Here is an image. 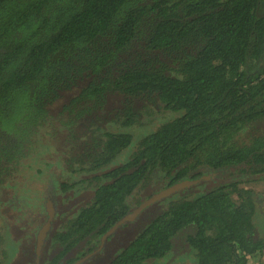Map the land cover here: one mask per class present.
<instances>
[{
	"label": "trees",
	"instance_id": "trees-1",
	"mask_svg": "<svg viewBox=\"0 0 264 264\" xmlns=\"http://www.w3.org/2000/svg\"><path fill=\"white\" fill-rule=\"evenodd\" d=\"M33 158L58 172L40 264H264V0H0L10 219ZM12 227L0 264H35Z\"/></svg>",
	"mask_w": 264,
	"mask_h": 264
},
{
	"label": "rangeland",
	"instance_id": "rangeland-1",
	"mask_svg": "<svg viewBox=\"0 0 264 264\" xmlns=\"http://www.w3.org/2000/svg\"><path fill=\"white\" fill-rule=\"evenodd\" d=\"M58 107H60L59 102H55L47 106V111L50 115H53L57 112ZM53 116L55 117V115ZM45 140L46 138L43 139V141ZM42 161L43 158H41L40 160L35 158L30 159L28 161H25L24 165H22L19 170L20 185L17 186L16 195L18 197L17 200L19 202V205L26 207V209L22 212L23 219H25V221H22L19 224L15 221V219L8 218L6 214L8 206H4L3 203H0V227L3 228V233L7 231L8 223L10 225H14V227H12V233L15 228H18V230H20L21 228H23V226H25L24 231L26 232V234L29 233L27 237L29 239H32L30 236L31 233H33L32 230L35 229V226L36 230L40 226V224L37 223H33L32 226L31 221L34 220V222H36L35 219L39 220L42 218L41 213L38 214L39 218H36L35 215L38 213L39 210L42 211L41 207L43 206L45 195L47 192V182L50 179L56 178V174L58 173L56 170L53 169V167H51V169L47 172L46 167H43ZM40 169H43L42 173L39 172ZM9 190H11L12 193L14 192V190L12 189H5L1 191L0 198H3L1 199L2 201L11 199L12 193L9 192ZM252 198L257 201L259 207L263 208L264 210V186L258 188L255 187ZM15 205H17L16 201ZM32 227L33 229H31Z\"/></svg>",
	"mask_w": 264,
	"mask_h": 264
},
{
	"label": "flooded vegetation",
	"instance_id": "flooded-vegetation-1",
	"mask_svg": "<svg viewBox=\"0 0 264 264\" xmlns=\"http://www.w3.org/2000/svg\"><path fill=\"white\" fill-rule=\"evenodd\" d=\"M207 176H209V175H207ZM221 177H223V175H221ZM161 190H163V189H160V187L158 189L154 190L152 192L151 196L148 199H150L154 194L158 193ZM148 199H146V200H148ZM59 201H60V199H59ZM48 204H50L49 206H52L51 213L53 214L52 218L50 219V229L48 230V232L46 234L48 236V233L50 232V230H52L53 220H54V217H55V214H56V208L54 206L55 205V194H54V191H53V189H52V187L50 186L49 183L47 185V192H46V195H45V203H44V211L46 212L47 217H46L45 220H43V219H41V220L39 219L38 220V224H40V228L39 229L35 230V229H33V227L31 228V229H33L32 232L35 233V235L33 233H31L30 236H31L32 239L27 238L29 233L26 234V232L24 231L25 226H23V228H21L20 230H18V228H15L14 231H13V234H14V236H13L14 239L13 240H14V242H16L17 240H20V242H21V244H22V246L24 247V250H25V252L23 251L24 254H25V258L26 257H32L33 260H35V264H40L41 256H42V254L44 252V248H45V245H46V240H45L44 245L42 246V248L37 253V250H36V235L39 232V230L49 221V213H48V210H47ZM38 214L35 215L36 218H39ZM14 219L19 224L22 221H25V219H23V214L21 216L14 217ZM33 223H36V222H34V220H32L31 221L32 226H33ZM47 236H46V238H47ZM26 240L29 243L28 248L25 247ZM102 247H103V243H102ZM97 252H98V250L96 252H94V253H91V254L85 256V257H82L81 259L76 261L74 264H86L88 262V260H90L92 257H94V255ZM24 254H23V257H24Z\"/></svg>",
	"mask_w": 264,
	"mask_h": 264
},
{
	"label": "water",
	"instance_id": "water-1",
	"mask_svg": "<svg viewBox=\"0 0 264 264\" xmlns=\"http://www.w3.org/2000/svg\"><path fill=\"white\" fill-rule=\"evenodd\" d=\"M209 176H204L203 179H208ZM200 181V179L197 180H185V181H181L179 183H176L174 185H171L161 191H159L158 193L154 194L150 199L146 200L145 202H143L138 208H136L134 211H132L130 214H128L127 216H125L122 220H120L113 228L115 229L117 225H120L122 223H124L125 221L128 220H132L134 219L135 216L138 215V213L140 211H142L146 206L158 202L163 198H166L178 191H181L184 188H189L192 185L198 183ZM50 204H48L47 210L49 213V221L39 230V232L36 235V250L37 253L39 252V250L42 248V246L44 245V242L46 240V234L48 232V230L50 229V219L52 218L53 214L51 213V209L52 206H49Z\"/></svg>",
	"mask_w": 264,
	"mask_h": 264
}]
</instances>
